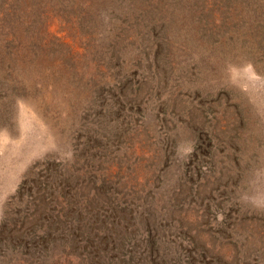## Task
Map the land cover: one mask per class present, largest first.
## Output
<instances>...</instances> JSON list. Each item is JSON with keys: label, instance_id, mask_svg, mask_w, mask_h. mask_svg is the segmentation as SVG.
Instances as JSON below:
<instances>
[{"label": "rangeland", "instance_id": "374dc122", "mask_svg": "<svg viewBox=\"0 0 264 264\" xmlns=\"http://www.w3.org/2000/svg\"><path fill=\"white\" fill-rule=\"evenodd\" d=\"M0 264H264V0H0Z\"/></svg>", "mask_w": 264, "mask_h": 264}]
</instances>
